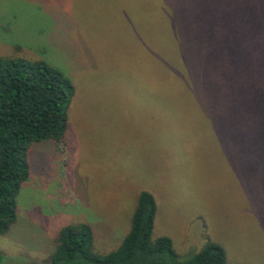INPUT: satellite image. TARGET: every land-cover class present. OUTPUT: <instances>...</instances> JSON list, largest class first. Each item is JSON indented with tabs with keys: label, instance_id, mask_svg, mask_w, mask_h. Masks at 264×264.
<instances>
[{
	"label": "rangeland",
	"instance_id": "obj_1",
	"mask_svg": "<svg viewBox=\"0 0 264 264\" xmlns=\"http://www.w3.org/2000/svg\"><path fill=\"white\" fill-rule=\"evenodd\" d=\"M170 1L0 0V57L45 61L75 85L64 139L29 150L0 264H51L80 222L95 252L114 250L143 190L157 203L152 237L181 256L213 241L231 263L264 264V129L242 99L169 84Z\"/></svg>",
	"mask_w": 264,
	"mask_h": 264
},
{
	"label": "trees",
	"instance_id": "obj_2",
	"mask_svg": "<svg viewBox=\"0 0 264 264\" xmlns=\"http://www.w3.org/2000/svg\"><path fill=\"white\" fill-rule=\"evenodd\" d=\"M166 7L175 52L170 74L179 66L169 81L176 93L242 99L253 116L250 127L264 129V0H171ZM74 96L72 80L47 62L0 57V234L18 221L17 197L30 175L32 144L64 139ZM156 214L154 195L143 190L131 227L114 250L95 252L92 226L75 223L59 234L50 263L241 264L229 262L225 248L213 241L181 256L171 237H152Z\"/></svg>",
	"mask_w": 264,
	"mask_h": 264
}]
</instances>
